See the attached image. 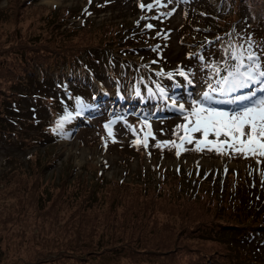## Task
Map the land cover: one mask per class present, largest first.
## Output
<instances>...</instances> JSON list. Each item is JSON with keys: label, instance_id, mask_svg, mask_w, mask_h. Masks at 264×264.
Wrapping results in <instances>:
<instances>
[{"label": "rangeland", "instance_id": "rangeland-1", "mask_svg": "<svg viewBox=\"0 0 264 264\" xmlns=\"http://www.w3.org/2000/svg\"><path fill=\"white\" fill-rule=\"evenodd\" d=\"M23 1L0 0V71L8 69L6 64L11 63V66H14V58L17 56L14 53L15 49L20 48L26 51L42 47L55 50L45 43V39L56 31V24L49 23L52 11L70 9L78 16H83L88 3L100 0H36L31 5H25ZM109 1L110 4L104 10L91 14L87 21L91 22L95 29L111 24L126 33H128L129 26L140 29L142 33H150L153 38L152 42H146V44L141 42L147 46L143 49L141 62H143V67L149 70L167 71L169 69L172 71L173 82L167 84L170 90L162 84L158 87L150 83L148 88L151 89V94L149 96L135 95L133 92L134 86H137L135 77L136 75L141 76L142 71L134 70L127 64L122 67V71H125L123 76L119 73L118 64L116 66L109 64L108 72H106L105 66L99 62L97 71L100 79L89 71L87 73L89 77L84 80L83 67L78 71H66L64 68L51 72L49 76L56 84L60 78L68 80L67 77L70 75L78 78V83L86 85L96 98L98 106L94 109L95 112H91L88 116L83 112L80 113L69 140L60 137L47 142L44 138L43 141L35 143L29 142L30 138L38 139L41 136V129L49 125L50 114H53L51 112L54 110V104L50 102L51 99L47 98L48 92H52L54 98L59 97V93L51 91L50 88H45L43 91L44 87H42L34 95L36 102H32L33 98L23 100L21 97L19 99L21 101L16 108H22L25 111L15 110L11 113V118L17 120L21 117V128L14 124L8 128L7 134L0 133V254L4 256L0 264H47V258L55 260L50 264H105L108 252L105 249H96V241L103 233L116 239L125 238L131 242L130 248H125L135 254V260H126L121 264H164V262L167 264L169 259L180 261L181 257L189 260L196 256H204L201 249L196 247L197 239L189 240L193 238V232L178 234L180 228L190 229L195 225V221L191 218V211L188 209L190 204L184 200L175 201L174 198H166L167 200L161 202L160 206L152 211L159 228L165 225L171 227L175 242L181 235L186 240L181 244L183 247L179 249L182 253L180 257L173 256V250L170 247L167 257L164 258L162 254L145 250L147 246L155 248V244H166L167 238L154 235L151 237L143 229L139 230L130 222L128 223L129 220L122 216L125 206L116 204V198L123 197L124 192L113 191L109 186L101 190L100 197H98L101 201L94 207L93 213H88L91 215L89 222L91 220L93 222L89 226L84 224L80 226L84 232H76L77 230L68 226L65 231L56 235L58 238L65 237V244L54 239L49 240L48 249L44 242L41 241L40 245L38 239L39 232H41L40 225L36 227L24 218L31 214L29 212L33 209L31 202H35L38 196H42L41 199L45 197L41 193L43 188L55 198L59 197L62 194V186L69 187V184L75 183L77 177L81 182L89 183V186L93 185L96 170H100V176L97 175L99 179L104 177L108 181L122 179L130 183L138 180L137 177L142 171L150 172L153 169L154 176L157 177L156 168L159 165L172 169L178 167L208 168L215 172L220 170L223 191L238 193L243 184L254 182L255 179H257V189L264 186V176L259 174L257 177L256 173L257 169L264 170V157L250 155L245 158L240 154L216 157L207 154V149L191 154L181 152L177 157V149L163 143L174 140L180 144L179 137L183 136L184 132L180 130L177 133L176 130L177 126L185 121L178 110V105L184 103L185 108L188 109L191 100L200 99L202 92L206 90L205 79L208 72L202 67L203 64L219 61L223 55V48L229 44H242L247 47L248 43H251L253 51L257 54L264 53V21L239 24V34L223 41L209 39V42H206L204 38L197 35L194 37L196 42L192 45L193 38L188 35L186 27L194 20V12L190 21L185 25L189 8L211 9L210 4L213 0H171V2L161 0V4H166V6L153 8V12L156 11L153 15L157 16L161 12L171 14L162 15L159 19H153L154 16L147 15L146 11H142L139 7L140 4L135 3L134 5L135 0ZM142 1H147L149 4L154 0ZM216 7L214 5L212 10L215 11ZM82 20L84 19L80 17L76 24ZM74 21L75 19L72 20ZM147 24H152L153 28L147 29ZM68 28L69 26L60 27V29ZM85 33L79 30L69 36L71 43H76L73 48L87 46L86 39L88 38ZM165 34L167 39L163 38ZM205 34L210 36L209 31ZM34 39H39L40 44H34L35 46L32 47L31 41ZM15 44L17 46H13ZM200 44H203L205 48L201 49ZM194 48L196 50L192 52ZM29 55L30 59L32 52ZM109 55L110 53H105L104 60L109 61ZM199 56H203L204 60H199L197 58ZM135 58L138 59V56ZM88 59L92 60V56L90 55ZM178 69L191 74L189 76L192 80L191 85L177 74ZM133 74L135 77L131 76ZM34 75L39 81L37 70H34ZM147 86H145L146 89ZM258 87L260 86L253 85V88ZM24 89L23 87L20 91ZM160 89L164 90L165 95H161ZM245 90L246 93L252 91V89ZM63 95L61 93V96ZM257 95L259 96V93ZM142 98L144 101L141 100ZM173 100L176 101V106H173ZM213 106L225 110L234 107V105L222 104ZM8 116H10L9 113ZM132 116H136L137 120L132 119ZM65 117L66 115H62L63 119ZM41 118H43L42 121H40ZM109 121L115 122L112 125L113 135L111 137L104 128ZM18 124H20L19 120ZM36 125L40 127H35ZM53 127H56L55 123ZM149 131L151 136L148 135ZM201 134L192 133L193 143H184L182 150L194 146L195 140ZM146 136L147 148L144 147ZM209 138L213 136L210 135ZM137 140L140 145L134 143ZM157 142H161L160 146H157ZM257 159L260 163H257ZM124 197L132 201V196ZM44 200L47 201L48 198ZM139 203L141 204L140 201ZM146 206L149 210L151 209L150 205ZM113 217H118V219L114 220ZM181 217H183L182 223L179 221ZM44 219L46 218L38 217L37 224L43 222ZM192 241L194 244H191ZM249 244L251 247L264 251V241L253 239ZM198 245L201 246V242H198Z\"/></svg>", "mask_w": 264, "mask_h": 264}, {"label": "trees", "instance_id": "trees-1", "mask_svg": "<svg viewBox=\"0 0 264 264\" xmlns=\"http://www.w3.org/2000/svg\"><path fill=\"white\" fill-rule=\"evenodd\" d=\"M35 1L24 0L23 4L31 5ZM135 3L148 5L147 1L143 2L142 0H135L134 5ZM108 4H110L109 0L92 1L85 7L86 12L83 16H78L76 12L70 9H62L61 11L55 9L50 14L49 23L56 24V31L45 39V43L55 50L42 47L27 49L26 51L20 48L14 50L17 55L14 58V66H11V63L6 64L8 69L0 71V83L2 85L0 91V133L7 134L8 128L14 124L21 128L22 118L13 120L11 113H14L15 110L20 111V109L25 111V109L16 108L21 97L23 100L24 98H33L32 102H36L34 95L42 87H44L43 91L45 88H50L51 91L58 92L59 97L54 98L52 92H48L47 98L51 99L50 102L54 104L50 121L48 119L49 125L41 129V136L38 139L30 138L29 142H40L44 138H46L44 141L50 142L60 137L69 140L80 113L83 112L88 116L91 112H95L94 109L98 106L97 100L88 87L79 84L78 78L71 75L67 77L68 80L60 78L56 84L49 74L57 70L65 68L66 71H78L83 67V78L86 80L89 77V75L87 76L89 71L95 76H99L97 71L99 62L105 66L106 72H108L109 64L113 66L118 64L119 73L123 76L125 71H122V67L127 64L134 70L140 69L142 71V75L139 77L137 75L135 77V74L131 75L137 81V86H134L133 92L135 95L139 92V97L149 96L148 87L150 83L154 86H161V84L167 86L168 83L173 82L174 75L171 79L168 78V73L173 74L169 69L167 71L163 69L149 70L143 67L141 55L144 53L143 49L147 48L146 42L149 43L153 40L150 33H142L140 29H135L133 26H129L130 28H127L128 33H126V31L115 28L111 24H105L95 29L92 23L87 21L91 14H96L98 10H104ZM210 5L211 9L207 10L205 7L201 9L189 8L185 25L190 21L194 12V20L186 27L188 35L193 38L192 45L195 44L194 37L197 35L204 38L206 42H209V39L223 41L230 36L239 34V24L264 21V0H213ZM214 5L217 6L215 11L212 10ZM145 11L149 16L156 14V11L153 12V10L147 11L145 9ZM80 17L84 20L76 24ZM74 19L75 21L72 22ZM62 26L65 28L69 26V28L60 29ZM79 30L82 33L86 32L88 38L86 41L89 45L73 48L76 43L72 44L69 36ZM208 31L210 32L209 37L208 34H205ZM31 42L33 47L40 41L34 39ZM141 42L145 44H141ZM13 46H17V44ZM59 46L61 47L59 48ZM203 46L200 44L201 49L205 48ZM195 48L192 52L196 50ZM29 51L32 52L30 59ZM105 53H110L109 61L104 60ZM119 53L122 54L119 55ZM90 55L92 60L88 59ZM137 56L138 59L135 58ZM157 56L160 57V55ZM34 70H37L39 81L34 75ZM161 72L163 75H157ZM98 78L100 79V77ZM23 87L25 89L20 91ZM166 88L169 89L168 86ZM243 91L246 92V90ZM61 93L64 95L61 96ZM77 99L81 100L83 104L77 105ZM44 100L46 99L44 98ZM59 104L62 105L57 106ZM62 115H66L67 119H63ZM132 119L137 120L136 116H132ZM18 120L20 124H18ZM58 121H63L62 127L59 129L53 127L54 123L57 126ZM35 127H40V125ZM62 133L64 134L62 135ZM213 138L209 139L213 140ZM197 139H202V134ZM136 144L140 145L138 140ZM194 149L195 145L187 150H182L180 147L179 151L180 153L191 154L195 152ZM206 153L219 157L215 151L207 150ZM156 172L157 177L154 176L153 169L150 172L142 171L137 177L138 180L129 183L122 179L114 181H108L105 177L99 179L100 177H97L100 176V170H96L93 185L89 186V183L81 182L77 177L74 184H69V187H66L67 185L62 186V194L57 198L43 188L41 193L49 201L47 200V202L44 198L41 199L42 196H38L35 202H31L33 208L32 211L29 210L31 214L24 218L36 227L40 225L39 244L41 241L44 242L47 249L49 248V240L57 239L59 243L65 244V237L58 238L56 235L65 231L68 226L77 230L76 232H84L80 226L83 224L89 226L93 222V220L89 222L91 215L88 213H93L94 207L101 201L98 198L101 190L109 186L113 191L124 192L123 197L116 198V204L125 206L122 216L129 220L128 223L130 222L139 230L143 229L151 237L154 235L159 238H167L166 244H155V248L147 246L145 250L162 254L164 258L167 257V251L170 247L173 250L172 255L180 257L182 253L179 252V249L183 247L181 244L186 240L181 235L175 242L171 227L165 225L159 228L152 211L158 208L161 202L167 200L166 198H174L175 201L184 200L190 204L188 209L191 211V218L195 221V225L190 229L180 228L178 234L193 232V238L189 240L197 239L196 247L201 249L204 256H196L189 260L181 257L180 261L169 259L167 264H262L264 262V251L260 248L251 247L249 244L253 239L264 241V186L257 189V179L254 182L243 184L238 193H232L223 191L220 170L215 172L208 168L197 167L172 169L165 165H159ZM256 173L257 177L259 174L264 176V170L257 169ZM124 196H132V201ZM147 204L151 206L150 210L146 206ZM78 211L79 214H77ZM38 217L49 218V220L44 219L43 222L37 224L36 219ZM113 218L114 220L118 219V217ZM179 221L182 223L183 217L179 218ZM112 229L114 228L112 227ZM198 242H201V246L198 245ZM191 244L194 242L192 241ZM130 246L131 242L125 238L116 239L104 233L96 241V249H105L108 252L105 264H121L126 260H135V254L125 248H130ZM90 256L92 259L91 249ZM3 259L4 256L0 254V262ZM54 261V259L47 258L46 263L50 264Z\"/></svg>", "mask_w": 264, "mask_h": 264}, {"label": "snow or ice", "instance_id": "snow-or-ice-1", "mask_svg": "<svg viewBox=\"0 0 264 264\" xmlns=\"http://www.w3.org/2000/svg\"><path fill=\"white\" fill-rule=\"evenodd\" d=\"M164 6L166 4H161V0H155V3H149L147 6L143 3L139 5L142 11L145 8L147 11H152L153 8ZM170 14V12H161L153 19ZM146 28L152 29L153 25L147 24ZM163 38L167 39V35L165 34ZM197 58L204 60L203 56ZM262 61H264V53L257 54L253 51L251 43H248L247 47L242 44H229L223 48V55L219 61L203 64L202 67L208 72L205 79L207 90L202 92L200 99L191 100L188 109L185 108L184 103L178 105V110L185 121L178 125L176 130L177 133L180 130L184 132V135L179 137L180 144L174 140L163 143L176 148V155L179 157L180 147L184 143L192 144L194 140L192 133L199 132L202 133V139L195 140V151L207 149L215 151L218 155L240 154L245 158L250 155L264 157V62ZM177 74L187 80L189 85L192 84V80L189 79L190 73L178 69ZM157 75H163V73ZM172 75L168 73V78L171 79ZM253 85L260 87L253 88ZM245 89H252V91L245 94L243 91ZM149 93L151 94V89ZM160 93L162 96L165 95L163 89H160ZM76 103L83 104L79 99ZM172 103L176 106L175 100ZM216 104L234 105V107L225 110L213 106ZM113 123L115 122L109 121L104 125L110 137L113 135L111 131ZM62 124L63 121H58L57 129L61 128ZM148 127L150 128V125ZM148 135H152L150 131ZM210 135L215 139L210 140ZM221 137L224 139L221 140ZM160 143L157 142V146H160ZM147 146L146 136L144 147L147 148ZM257 163H260L259 159Z\"/></svg>", "mask_w": 264, "mask_h": 264}]
</instances>
